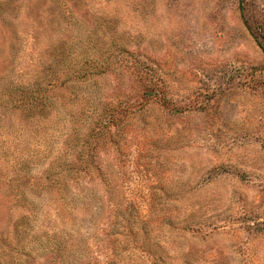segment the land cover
<instances>
[{
  "label": "rangeland",
  "instance_id": "rangeland-1",
  "mask_svg": "<svg viewBox=\"0 0 264 264\" xmlns=\"http://www.w3.org/2000/svg\"><path fill=\"white\" fill-rule=\"evenodd\" d=\"M0 264H264V0H0Z\"/></svg>",
  "mask_w": 264,
  "mask_h": 264
}]
</instances>
